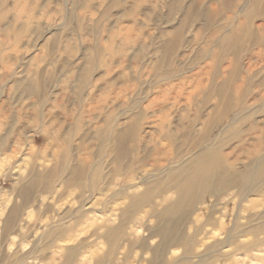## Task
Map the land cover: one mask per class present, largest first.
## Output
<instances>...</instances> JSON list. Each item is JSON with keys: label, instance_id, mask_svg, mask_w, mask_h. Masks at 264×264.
<instances>
[{"label": "clouds", "instance_id": "clouds-1", "mask_svg": "<svg viewBox=\"0 0 264 264\" xmlns=\"http://www.w3.org/2000/svg\"><path fill=\"white\" fill-rule=\"evenodd\" d=\"M0 264H264V0H0Z\"/></svg>", "mask_w": 264, "mask_h": 264}]
</instances>
